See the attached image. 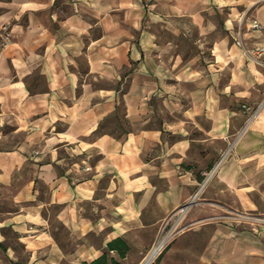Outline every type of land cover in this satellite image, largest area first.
Segmentation results:
<instances>
[{
	"label": "crops",
	"instance_id": "1",
	"mask_svg": "<svg viewBox=\"0 0 264 264\" xmlns=\"http://www.w3.org/2000/svg\"><path fill=\"white\" fill-rule=\"evenodd\" d=\"M54 1L0 0V23L14 19L17 34L0 64V105L23 134L0 173L9 182L30 169L0 221L10 261L5 225L27 264H136L181 205L202 219L225 210L264 220V109L236 139L240 107L264 96V68L234 44L235 15L260 0ZM247 44L264 45V34ZM118 113L131 129L107 130ZM117 239L124 257L108 248ZM211 246L216 264H264V226L256 236L216 224Z\"/></svg>",
	"mask_w": 264,
	"mask_h": 264
},
{
	"label": "rangeland",
	"instance_id": "2",
	"mask_svg": "<svg viewBox=\"0 0 264 264\" xmlns=\"http://www.w3.org/2000/svg\"><path fill=\"white\" fill-rule=\"evenodd\" d=\"M64 2L65 0H55L54 6L62 7V5H64ZM260 8H262L260 14L264 17V0L255 2L249 9H246L245 7L239 9V14L235 15V22L236 24H238L236 27V33L239 29L240 22L242 21L244 23L249 22L252 19H256L255 14ZM1 10L2 9H0V12ZM65 13H67V10ZM13 20L14 19L8 21L7 23H0V64H2L1 60L5 52L8 50V47L12 45V43L15 41V37H17V34L14 33V30L16 29L13 28L15 22ZM19 21L21 20H18V22ZM259 23L263 26V31L254 34L255 38H258L261 34H264V21L259 20ZM18 31L21 30L19 29ZM242 32H246L245 27H243ZM29 81L35 87L38 86L39 90L42 89L45 84L44 79L37 73H34L30 77ZM92 82L96 86H99L96 81L92 80ZM120 113H118L119 119L113 117L108 121L106 127L107 130H110L111 132H120L124 129H131L130 125L126 124L123 126L121 124V115H119ZM22 140V132L18 130L13 118L10 115L8 116L4 114V111L2 110L0 105L1 164L7 163V159L5 158V155H7L6 152L15 150ZM212 167L213 165L211 166V168ZM211 168H208L207 171H210ZM29 170L30 169H22L16 171V173H13L12 178H10L9 182L5 181V177H2V174L0 173V221H3L8 217L6 213H10V211L15 209L12 198L20 187V183L23 181V179L26 180V178L30 176V172H28ZM201 179V187L198 192H203L214 180L213 178L207 180L206 177H203ZM194 208L195 207L193 205H181L174 212L168 214L163 220H161L158 224L157 232L153 237L150 246L145 249V253L142 255L141 259L156 242L165 240V249L153 264H216L211 260L213 227L216 224L236 231L252 233L256 236L260 235V226H264V220H260V218H254L251 216H245L244 218L236 216V219L240 220L234 221V219L227 218L229 216V213L225 210H221L222 213L217 214L212 213L211 211L208 213L207 217L202 219L199 216H196L195 212L194 214L190 213ZM1 231L4 235V239L6 240L3 245L5 247L12 248L14 254L17 255L18 259L16 263L10 261V257L8 256V254L11 255L12 253L4 247L0 246V264H27L28 254L25 252L23 246L18 243L17 236L12 231L11 227L5 225L4 227H2ZM59 234L60 236L58 238L61 240L62 246L67 249V246H69V242L66 231L59 230ZM182 238L183 241L181 240ZM134 242L136 243L135 239L133 240L132 245L133 250L136 249V245ZM134 254L135 253L133 251L131 253V256H133ZM141 259L136 264H139Z\"/></svg>",
	"mask_w": 264,
	"mask_h": 264
},
{
	"label": "built area",
	"instance_id": "3",
	"mask_svg": "<svg viewBox=\"0 0 264 264\" xmlns=\"http://www.w3.org/2000/svg\"><path fill=\"white\" fill-rule=\"evenodd\" d=\"M242 24L243 22H240L239 29L236 33V39H235V45L240 49L241 54L246 59V61L256 67L264 68V45H248L247 41L253 38L254 34H257L261 31H263L262 25L256 20L252 19L250 20V25L248 29V33L245 34L242 32ZM241 112L245 117L244 124L241 128V130L238 133V136L236 139H238L258 118L262 110L264 109V96L263 98L255 105H248L243 104L241 107ZM235 143V142H234ZM234 143L229 144L228 148L221 153L219 159L217 162L213 165L210 171L205 173L204 177L206 179L213 178L217 171L219 170L220 166L223 164V162L226 161L229 154L232 152ZM162 245L159 253L156 255V257L148 264H153L154 261L160 256L165 249V240H161L160 242H156L150 250L144 255V257L141 259L139 264H146V261H149L155 247H159Z\"/></svg>",
	"mask_w": 264,
	"mask_h": 264
},
{
	"label": "trees",
	"instance_id": "4",
	"mask_svg": "<svg viewBox=\"0 0 264 264\" xmlns=\"http://www.w3.org/2000/svg\"><path fill=\"white\" fill-rule=\"evenodd\" d=\"M114 247H116L117 250L119 251V255L124 257L125 252H123V250H126L127 247L125 246V244L123 243V241L121 239H117V240L108 244V248L110 250L116 249ZM112 263L117 264L114 261H112ZM91 264H107V258H106V256H102L100 259L92 262Z\"/></svg>",
	"mask_w": 264,
	"mask_h": 264
},
{
	"label": "bare ground",
	"instance_id": "5",
	"mask_svg": "<svg viewBox=\"0 0 264 264\" xmlns=\"http://www.w3.org/2000/svg\"><path fill=\"white\" fill-rule=\"evenodd\" d=\"M161 247H162V245H160L159 247H157V246L155 247L154 252H153L150 260L146 261V264L150 263L154 259V257L159 253Z\"/></svg>",
	"mask_w": 264,
	"mask_h": 264
}]
</instances>
